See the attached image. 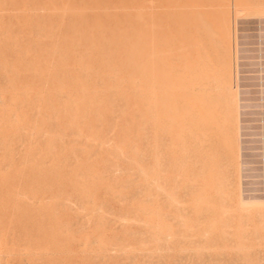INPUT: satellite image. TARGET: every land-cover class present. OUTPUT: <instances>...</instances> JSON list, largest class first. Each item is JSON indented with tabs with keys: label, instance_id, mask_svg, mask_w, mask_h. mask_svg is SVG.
Instances as JSON below:
<instances>
[{
	"label": "rangeland",
	"instance_id": "1",
	"mask_svg": "<svg viewBox=\"0 0 264 264\" xmlns=\"http://www.w3.org/2000/svg\"><path fill=\"white\" fill-rule=\"evenodd\" d=\"M263 197L264 0H0V264H264Z\"/></svg>",
	"mask_w": 264,
	"mask_h": 264
},
{
	"label": "bare ground",
	"instance_id": "2",
	"mask_svg": "<svg viewBox=\"0 0 264 264\" xmlns=\"http://www.w3.org/2000/svg\"><path fill=\"white\" fill-rule=\"evenodd\" d=\"M160 6H161V5H160ZM171 9H172V8H171ZM206 15H207V13H206ZM214 16H215V15H214ZM204 18H206V19L208 20V16H206V17H204ZM204 18H203V19H204ZM203 19H202V20H203ZM194 20H195V19H194ZM196 20H197V19H196ZM190 21H191V20H190ZM208 21H209V20H208ZM197 22H199V21L197 20ZM197 22H196V23H197ZM201 22H203V23L205 24V22H207V21H205V22H204V21H201ZM187 23H188V22H187ZM187 23H186V24H187ZM189 23H190V22H189ZM186 24L184 25V28L188 25V24H187V25H186ZM192 24H194V23L189 24V26H191ZM201 24H202V23H201ZM195 25H196V24H195ZM203 26H204V25L202 24V27H203ZM205 26H206V25H205ZM194 27H195V26H194ZM196 27H197V26H196ZM196 27H195V28H196ZM198 27H199V26H198ZM200 27H201V25H200ZM206 27H207V26H206ZM203 28H205V27H203ZM203 28H202L201 30H203L204 33L206 34L207 30H204ZM198 29H199V28H198ZM198 29H197V31H198ZM205 29H209V28L207 27V28H205ZM187 30H190V28H188ZM185 31H186V30H185ZM205 31H206V32H205ZM201 32H202V31H201ZM188 33H191V35H192V34H193V30H192V32H191V31H190V32L188 31ZM199 33H200V32H199ZM202 33H203V32H202ZM204 33H203V34H204ZM195 34H196V33H195ZM195 34H193V35H195ZM205 34H204V35H205ZM185 35H186V34H185ZM198 35H199V34H198ZM200 35H201V34H200ZM195 36H196V35H195ZM184 37H185L186 39L188 38L187 36H184ZM204 37H205V36H204ZM204 37H203V38H204ZM191 38H192V37H191ZM193 38H195V37H193ZM193 38H192V39H193ZM196 38H200V39H201V38H202V35H201V37H197V36H196ZM205 38H206V37H205ZM205 38H204V39H205ZM204 39H203V40H204ZM188 40H189V39H188ZM188 40H187L186 42H188ZM205 40H206V39H205ZM167 41H168V39H166V42H167ZM197 41H198V40H197ZM184 42H185V41H184ZM201 42H202V41H201ZM201 42H200V43H201ZM167 43H168V42H167ZM194 43H195V41H194ZM196 43H197V42H196ZM196 43H195V44H196ZM202 43H204V45H206V42H202ZM190 44H191V43H190ZM195 44H193V45H195ZM198 44H199V41H198ZM166 46H167V44H166ZM184 46H186V45H184ZM188 46H189V44L187 45V48H188ZM198 46H199V45H198ZM120 47H121V46H120ZM191 47H193L192 44H191ZM187 48H186V49H187ZM196 48H197V47H196ZM199 48H200V47H199ZM183 49H184V47H183ZM184 50H185V49H184ZM192 51H193V50H192ZM185 52H186V51H185ZM185 52H184V53H185ZM187 52H188V51H187ZM190 52H191V51H190ZM200 52H201V54L204 53V52L202 53V51H200ZM194 53H195V52H194ZM198 54H200V53H198ZM198 54H197V55H198ZM191 55H192V54H191ZM166 56H167V55H166ZM183 56L185 57V54H184ZM194 56H195V54H194ZM201 56L203 57V55H201ZM167 57L169 58V56H167ZM196 57H197V56H196ZM196 57H195V58H196ZM199 57H200V56H199ZM192 58H193V56H192ZM166 59H167V58H166ZM184 59H186V58H184ZM193 59H194V58H193ZM200 59H202V58H199V60H200ZM191 60H192V59H191ZM194 60H196V59H194ZM197 61H198V60H196V62H197ZM200 61H202V60H200ZM183 63H185V62H183ZM192 63H193V62H192ZM192 63H191V64H192ZM197 63H198V62H197ZM199 63H200V62H199ZM166 64H167V63H166ZM186 64L188 65L189 63L186 62ZM191 64H190V65H191ZM193 64L195 65V63H193ZM200 64H202V63H200ZM169 65H170V66H173V65H171V63L168 64V65H166V68H167L168 71H169V69H168V66H169ZM196 65H199V64H196ZM170 66H169V67H170ZM183 66H184V65H183ZM184 67H185V66H184ZM192 67H193V65L191 66V68H192ZM187 68H188V67H187ZM193 68H195V67H193ZM193 68H192V69H193ZM185 69H186V68H185ZM195 69H196V68H195ZM195 69H194V70H195ZM171 70H172V69H171ZM194 70H193V71H194ZM184 71H186V70H184ZM187 71L189 72L190 70L188 69ZM195 71H196V70H195ZM195 71H194V72H195ZM197 71H198V70H197ZM190 72H191V71H190ZM190 72H189V73H190ZM167 73H168V72H167ZM199 73H200V72H199ZM197 74H198V73H197ZM166 75H168V74H166ZM185 75H187V74H185ZM194 75H195V74H194ZM198 75H199V77H197V78H198V80H199V78H200V74H198ZM188 76H189V74H188ZM184 77H186V76H184ZM167 78H168V76L166 77V79H167ZM187 78H188V77H187ZM189 78H190V77H189ZM191 78H192V77H191ZM168 80H169V79H167V81H168ZM192 80H193V78H192ZM192 80L190 81V79H189V80H187V81H189V83H191ZM199 81H200V80H199ZM194 82H195V81H194ZM168 83H169V81H168ZM168 83H167V84H168ZM186 83L188 84V82H186ZM192 83H193V82H192ZM197 83H198V82H197ZM167 86H168V85H167ZM188 87H189V86H188ZM190 87H193L192 84H191ZM197 88H198V87H197ZM189 91H190V90H189ZM189 91H188V92H189ZM166 92L168 93L167 90H166ZM167 95H168V94H166V96H167ZM79 96H80V95H79ZM166 102H167V101H166ZM167 104H168V103H167ZM167 104H166V105H167ZM166 110H167V108H166ZM167 113H168V112H166V116H168ZM232 117H233V116H232ZM167 118H168V117H167ZM167 118H166V121H167ZM168 123H169V122H168ZM168 123H166V124L168 125ZM231 125H232V124H231ZM167 127H168V126H167ZM211 128H212V127H211ZM166 130H167V129H166ZM166 133H168V132H166ZM166 137H167V136H166ZM166 146H167V145H166ZM167 147H168V146H167ZM192 150H193V149H192ZM166 152H167V151H166ZM119 153H120V152H119ZM166 161H167V160H166ZM240 197H241V196H240ZM263 198H264V197H263ZM245 199H246V198H245ZM251 199H252V198H251ZM253 199H254V198H253ZM261 199H262V198H261ZM242 201H244V199H243ZM245 201H246V200H245ZM245 201H244V202H245ZM250 201H251L250 203H252L253 200H250ZM254 201H255V199H254ZM258 201H259V200H258ZM258 201H257V203H258ZM246 202H247V201H246ZM255 202H256V201H255ZM240 204H241V202H240ZM243 204H244V203H243ZM254 204H255V203H254Z\"/></svg>",
	"mask_w": 264,
	"mask_h": 264
}]
</instances>
